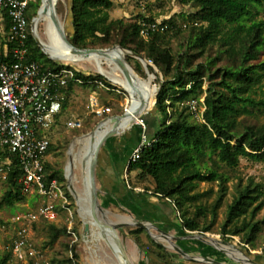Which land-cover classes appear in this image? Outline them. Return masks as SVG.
I'll return each mask as SVG.
<instances>
[{
    "label": "trees",
    "instance_id": "obj_1",
    "mask_svg": "<svg viewBox=\"0 0 264 264\" xmlns=\"http://www.w3.org/2000/svg\"><path fill=\"white\" fill-rule=\"evenodd\" d=\"M182 1L194 6L189 12L182 13L183 23L168 18L162 23L164 28L144 36L141 21H155L153 16L139 13L133 18L110 19L103 10L111 8L114 0H72L71 24L74 32L68 31L67 34L80 47L127 46L152 60L162 70L164 81L154 98L159 117L158 129L150 135L155 140L128 164V174L135 176V179L129 180V184L132 190L168 200L179 214L183 229L193 233L212 228L218 207L227 196L228 180L232 172H236L241 158L247 156L264 161V122L248 120L250 117L259 120L264 115V97H259L264 86V16L260 17L264 13V0ZM41 4L42 0L31 1L26 12L27 57L45 69H59L65 65H55L56 59L51 57L49 60L42 59L45 52L33 33V19ZM63 5L62 1L61 12H64ZM5 21L7 48L0 46V58L9 59L16 41L11 39L12 19L7 12ZM175 39L181 40L177 52L173 51L172 46ZM212 49H216L215 55L211 53ZM204 55V61L193 63L196 56ZM134 57L128 55L129 61L141 73L135 66ZM219 60L224 63L213 69ZM67 66L74 67L71 63H67ZM150 67L153 68L152 65ZM74 68L82 83L72 80L68 84L62 109L49 131L51 140L44 158L46 181L56 177L62 186V181L67 180L66 175L63 170L53 168L48 155L57 149L58 144L60 147L63 145L60 140L54 141V130L68 112L76 87L124 89L102 73ZM205 79L208 80L207 89L204 87ZM202 96H205L206 107L203 119L198 117L189 103L192 99L203 103L200 99ZM7 152L12 163L7 179H2L5 188L0 207L10 208L15 207L17 202L25 201L28 191L21 180L23 168L17 154ZM234 176L238 181L222 232L229 237L240 235L241 243L246 247L255 243L264 224L263 219L256 218L264 207V183L257 182L252 176L246 181L236 173ZM203 181L219 182L217 199L211 204L204 203V198L214 189L199 190V184ZM139 186L141 189H138ZM70 197L73 198L71 194ZM171 199L175 200V205ZM211 212V225L202 223V218H207ZM49 223V239L42 242L45 248L68 231L67 226ZM81 224L79 222L74 229L79 233L78 239L67 244L73 252L69 260L71 264H80L85 258L84 251L79 248ZM143 229L140 227L138 230ZM33 237L37 238L35 235ZM148 237L158 247V250L145 249L150 256L156 257L152 259H158L163 264H199L176 261L149 232ZM12 241L11 236L4 239L0 264H9L14 259L20 264H33L32 261L24 262L14 253ZM246 248L250 252V248Z\"/></svg>",
    "mask_w": 264,
    "mask_h": 264
},
{
    "label": "rangeland",
    "instance_id": "obj_2",
    "mask_svg": "<svg viewBox=\"0 0 264 264\" xmlns=\"http://www.w3.org/2000/svg\"><path fill=\"white\" fill-rule=\"evenodd\" d=\"M71 2L72 0L63 1L64 3L63 14L67 21L68 31L74 32L71 24L72 21ZM193 7L194 6L192 3H186L183 2L182 0H114V5L111 8L105 9L103 11L108 13L110 19L122 18V17L133 18L137 16V14L143 13L148 17L153 16L156 19L155 21L160 22L162 25L163 21L168 18H174L179 24L183 23L184 19L182 17L183 16L182 13L189 12L190 10L193 9ZM261 16H264V13H262L260 17ZM247 23L250 24V22ZM37 29L38 32L40 31V34L42 33L43 35L44 27L42 26L41 23L40 25L38 24ZM185 34L186 35L188 34L187 30L185 31ZM180 41L181 40H177V39L173 40L172 46L174 52H177L179 50ZM110 46H106V47H110ZM211 53L215 55L216 49H212ZM49 57L51 56L48 55L46 52L45 54H42L43 60H49ZM205 57L206 55L196 56L193 59V63L198 64L199 62L204 61ZM134 58H135L134 60L135 66L141 71V73L145 74L146 67L144 65V62L136 56ZM54 62L56 63L55 65L61 64L65 66H67V63H71V65L76 67L77 69H82L84 71H89V72L102 73L98 70L97 64L93 59L83 60V61H66L62 59H56V61ZM223 63L224 61L219 60L213 69H216L217 67L221 66ZM149 65L153 66V68L150 69L152 70V73L155 74L154 83L159 86L160 76H163V72L158 66L154 64L153 61H150ZM105 69L107 71L102 74H104L110 81H112L111 76H114V74L116 76L120 75V72L117 73L113 72L112 69L109 66H107V64L105 65ZM204 87L205 89H207L208 87L207 79H205ZM262 91L263 93L259 94V97H264V86L262 88ZM93 95L97 96L102 103L106 104L110 108L105 115L103 116L98 115L94 111L91 105V97ZM204 98L205 96H202L200 98L203 103H200V100H198V111H195V113L200 118L205 108ZM130 102H131V94L125 88L122 90L118 87L110 88L103 86L98 90H93L89 86L78 85L76 87L75 94L72 97L71 105L69 107L68 112L61 118L60 123L56 126V129L54 130V141L60 140L62 141L63 145L60 147V145L58 144L57 149L49 153L48 155V158L50 159L53 168L55 170L56 169L63 170L64 174L66 175L65 161L67 157V151L70 148L71 143L76 139V137L79 135H83L85 133H89L102 120L108 117H111L116 114L125 113L126 107L129 105ZM191 102L192 100L189 101V103ZM156 112L157 110L154 107V99H153L151 105L148 107L147 110H145L141 114L140 119L135 125H133V127L115 132L114 135L109 137L106 140V142L103 144L99 154L98 166L96 170V179H95L96 185L98 187L96 194L99 201H101L102 204L109 206L108 203L104 201L100 190L101 186L99 179V170H101L100 168L101 163L106 160L108 161V163L109 161L114 160L115 164L116 163H118V165L119 163L123 164L126 160L125 156L131 152L129 157L127 158L126 161L127 165L125 170L123 171L124 172L123 174L128 181L135 179L134 178L135 176L129 175L127 171L129 159L132 155L134 148L138 144L140 138L144 134L150 136L158 129L159 117L157 116ZM74 117H77V119L81 121V126L71 127L66 124L69 119H72ZM248 120L249 122H255V123L264 122V115H262L259 120L251 117ZM235 173L238 174L239 176L244 177L245 181L252 176L255 178L257 182L264 183V161H259L253 158H249L247 156H243L241 158L239 166L237 167L236 172H232L231 174L232 177L231 179L228 180L229 190L226 198L218 207V214L216 215V220L212 225V228L209 231H205V232L195 231L193 233L188 232V234L192 235L196 233L198 234L197 235L198 238L200 237L201 239H204L206 241L213 240L215 243H217V245L223 247L225 251L222 254L224 256V259L231 258V260L232 259L236 261L238 260L240 264H246L245 262H241L242 260L245 259L246 252L252 258L254 257L260 260L264 258V254L261 252L263 251V247H264V224L262 227V231L260 232L258 238L255 240V243L250 245V249H251L250 252H248L246 248V247L249 248V246L246 245L245 247L241 243L242 237L240 235L235 237H229L223 234L222 227L227 219V211H228L229 203L233 200L235 183L238 181V178L234 176ZM62 184H63L62 186L63 194L66 195L68 202L65 204V206H63L62 198L58 197L56 199L55 203L57 204L59 210V220L55 222L56 225H58L59 227L67 226L69 231L70 227H72V230H74L76 225L79 222H81L82 240L79 245V248L82 249L85 253L84 259L88 258L92 260L94 263H96L95 262L96 260L98 264H116L114 258H112V254L110 250L107 249L106 247L100 248L92 245L91 249L89 248V241L85 240L83 237L84 220L80 215L76 198L69 190L67 186V180L62 181ZM140 187L141 186H139L138 189H141ZM4 188H5V184L4 182H2V179L0 177V199L4 193ZM219 188L220 185L218 181L201 182L198 187L199 190L207 191L210 189H214L212 194H209L204 198V203L206 204L213 203L217 199ZM37 193H38L37 191L27 192V199L25 201L17 202L15 207H10V208L0 207V256L3 254V247H5L4 239H6V237L9 236V232H8L9 225L12 223L14 218L19 213H22L27 210L38 209L43 204L50 203L52 201L50 198L44 197L39 193L37 195ZM70 194L72 195L73 198L70 197ZM150 197L153 198L156 196H150ZM109 208L116 210V208L111 206H109ZM149 208L150 207L148 206V209ZM179 218H177L178 221L181 220V218L180 219ZM256 218L264 220V207L258 212ZM114 219L116 221H119L120 215H115ZM212 219H213V213L211 212L207 218H202V223H205L206 225H211L210 223L212 222ZM36 223L37 225L32 227L33 235H35L42 242L47 241L49 239V232H50L49 221H45L44 219H41ZM140 227L141 226L139 225L125 226L124 224H120L119 228L117 229L131 262L133 264H163L161 261H158V259H152L154 256H150L149 252H146L145 249L158 250V247L148 237L147 229L143 227L144 229L142 231H139L138 229ZM68 231L60 235V237L52 245L47 247L48 256L53 264H71L69 260L70 257L72 256L70 255V248L67 247V244L69 243L70 245L73 242H75L77 239L75 234H70L71 232L69 231L70 232L69 233ZM74 232L76 233V231ZM76 234L77 237H79V233ZM202 234H206V235L203 236ZM189 235L187 234L184 235L186 242L188 243V245L195 247L197 249L198 242H195L194 238L193 237L191 238ZM137 238L139 240H137ZM173 240L175 242H171V239L170 241L166 240V242L169 245H173V246H176V244L178 245L184 244L180 241V239L176 238V239H172V241ZM166 249L169 251L172 257L175 258L176 261L205 264L204 262H200L199 260L196 259L192 260L190 257H186L180 253L173 252L172 248H166ZM241 251L243 252V254ZM94 252H96V254H94ZM10 262L9 264H20L16 259Z\"/></svg>",
    "mask_w": 264,
    "mask_h": 264
},
{
    "label": "built area",
    "instance_id": "obj_3",
    "mask_svg": "<svg viewBox=\"0 0 264 264\" xmlns=\"http://www.w3.org/2000/svg\"><path fill=\"white\" fill-rule=\"evenodd\" d=\"M31 1L35 0H0V14L7 12L10 15L11 39L16 41L11 58H0V177L7 179L11 169L12 159L5 151L15 152L23 168L21 180L26 190L37 191L52 200L38 209L19 213L9 225L8 232L13 240L14 253L24 262L53 264L48 249L42 241L33 237L32 227L43 218L51 222L59 220V210L55 203L58 197L62 198L63 206L68 202L56 177L46 181L44 158L51 140L49 130L62 109L66 88L70 81L81 84L82 79L77 77L74 67L45 69L37 61L28 59L26 12ZM141 24L144 36L164 28L157 21L142 20ZM91 105L101 116L110 109L95 95L91 97ZM190 105L194 111H198V99H192ZM67 124L79 127L81 121L74 117ZM154 140L144 134L134 148L129 163L136 160L143 148L151 145ZM170 201L175 205V200ZM69 231L78 239L72 227ZM70 255L73 256L72 250ZM80 264L96 263L86 258Z\"/></svg>",
    "mask_w": 264,
    "mask_h": 264
},
{
    "label": "bare ground",
    "instance_id": "obj_4",
    "mask_svg": "<svg viewBox=\"0 0 264 264\" xmlns=\"http://www.w3.org/2000/svg\"><path fill=\"white\" fill-rule=\"evenodd\" d=\"M62 1L65 0H52V4H50L48 0H42L41 6L43 13L38 21V24L40 25L41 23L44 27L43 35L42 33L40 34V31L38 34L45 44L46 50L56 58L71 57L74 55L70 46L62 39V35L58 29V22L54 17V13H56L58 21L64 25L66 32H68L67 21L63 12L59 10ZM122 54H127V51L123 48H118L98 56L93 60L96 62L98 70L102 73L107 71L105 69L106 64L113 72H120L119 76L114 74V76H111V79L114 83L123 86L131 94V102L126 107L125 112L127 113V117L118 118L115 121L109 119L95 135L77 137L67 151L65 170L70 175L72 183L71 192L76 198L80 215L84 222H88L91 225V238L88 240L89 248L91 249L92 245L100 248L106 247L110 250L116 264H120L108 243L110 242L112 246L122 253L125 260L128 259L129 262L133 264L117 229L120 224H142L141 221L128 219L124 216H120V220L116 221L114 219L115 216L111 214L108 220L107 217L97 210L95 207L96 203L91 200L92 196H94V198L96 197L97 190L94 172H91V165L95 150L101 138L112 129V127H114L116 132L133 127L140 119L141 114L151 105L159 88V86L154 83L155 74L152 73L149 63L144 61L146 67L145 74L139 73L136 69V72H132L126 66ZM144 95L148 98L147 104L140 113H136ZM158 237L165 242L168 240L167 237H164L162 234H158ZM175 247L178 251L190 257L193 256L185 244ZM94 254H96V252H94ZM95 262L98 264L96 260Z\"/></svg>",
    "mask_w": 264,
    "mask_h": 264
},
{
    "label": "water",
    "instance_id": "obj_5",
    "mask_svg": "<svg viewBox=\"0 0 264 264\" xmlns=\"http://www.w3.org/2000/svg\"><path fill=\"white\" fill-rule=\"evenodd\" d=\"M44 1V0H43ZM50 4H52V0H48ZM42 6L39 9L37 15L34 17L33 19V33L35 38L37 39V41L39 42V44L41 45L42 49L48 54L50 55L52 58L54 59H62V60H66V61H83V60H90V59H94L98 56L104 55L114 49H118V48H123L127 51V54H122V58L126 64V66L128 67V69L132 72H136L134 66L132 65V63L129 61L128 59V54H132L133 56L138 57L140 60H142L143 62L145 61L146 63H150V61L147 57H145L143 54L138 53L136 51H134L133 49L121 45V44H115L113 46L110 47H80L75 45L68 37V34L65 30L64 25H62L59 21H58V17L56 15V13H54V17L56 19V21L58 22V29L62 35V39L70 46V48L72 49L73 52V56L71 57H64V58H56L54 56L51 55V53H49L46 48H45V44L43 43V41L41 40V37L38 34V21L39 18L42 15ZM164 78L163 76H160V84H159V88L157 91V94L159 93V91L161 90L162 84H163ZM148 98L144 95L142 97L141 100V104L138 107L136 113H140L145 105L147 104ZM126 112V111H125ZM127 117V113H123V114H116L113 115L111 117H108L104 120H102L92 131H90L87 134H83V135H79L77 137H84L86 135H95L98 131H100V129L106 124V122L109 119H112L113 121H115L118 118H126ZM116 132V130L114 129V127H112V129H110L100 140L99 145L97 146L95 153H94V157L92 160V165H91V172H94V180L96 179V170H97V166H98V160H99V154H100V150L103 146V144L106 142V140L111 137L112 135H114V133ZM76 137V138H77ZM73 143V142H72ZM71 143V145H72ZM70 145V147H71ZM66 177H67V186L69 188V190L71 191V179H70V175L66 172ZM87 180V179H86ZM88 181V180H87ZM97 187V185H96ZM98 188V187H97ZM97 192V190H96ZM91 200L94 201L96 203V208L98 211H100L105 217H107V219H110V214L111 215H120V216H124L127 217L128 219H134V220H140L142 224H138L141 227H144L145 229H147V231L151 234V236L161 245H163L166 248H172L173 252H177L180 253L186 257H190L189 255H186L185 253H182L180 251H178L176 249L175 246L173 245H169L167 242L161 240L158 237V234H162L164 235V237H168V238H173L175 235L165 232L161 229L160 226L157 225V223L155 221H153L152 219H150L149 217H146L140 213H120L118 211H116L115 209H111L109 208V206L102 204L101 201H99L97 194L96 197L94 198V196L91 197ZM119 228V227H118ZM83 237L85 240H89L91 238V225L88 222H84L83 225ZM198 234H192L191 236H195L197 238ZM203 236L206 234H202ZM178 239H180V241L182 243H184L188 248V250L192 253L191 255H193L192 257H190L192 260H199L200 262H204L206 264H240L236 261H233L231 259H225V260H218L216 258H212L209 255L203 253L202 251L196 249L195 247H192L190 245H188V243L186 242L184 236H178ZM112 251L115 253L117 260L120 264H126L129 263L128 259H124V256L122 255V253L120 251H118V249H116L114 246H112L110 244V242H108ZM121 253V254H120ZM247 258L244 260L245 263H251V264H264L263 262H261L259 259L256 258H252L249 256V254H246Z\"/></svg>",
    "mask_w": 264,
    "mask_h": 264
},
{
    "label": "crops",
    "instance_id": "obj_6",
    "mask_svg": "<svg viewBox=\"0 0 264 264\" xmlns=\"http://www.w3.org/2000/svg\"><path fill=\"white\" fill-rule=\"evenodd\" d=\"M5 18H6V13H1L0 14V46L4 45L5 48H7L8 32L6 30ZM130 153L125 156L126 160L123 164L121 163H119V165L118 163L115 164L114 160L109 161V163L107 160L101 163L100 165L101 170H99V179L101 186L100 190L104 201H106L109 206L116 208V211L118 212L140 213L146 217H149L150 219L155 221L163 231L175 235L173 238H171V242H175L174 240L172 241V239H176L178 236H184L186 234L189 235L188 231H185L183 229L181 220L178 221L177 219L179 218L178 213L176 212L175 208L168 200H161L158 197L152 198L150 196L143 194L140 191L131 189L129 181L124 177L123 174L124 173L123 171L125 170L127 165L126 161ZM148 206L150 207L149 209ZM124 225L138 226V224H124ZM189 236L192 238L191 235ZM193 238L195 242H198L197 245L198 250L202 251L203 253L209 255L212 258H216L218 260H225L224 256L222 255L223 252H225L222 246L217 245V243H215L213 240L206 241L204 239H201L200 237L196 238L195 236H193ZM167 239L168 241H170V238L167 237ZM177 245L178 244H176V246ZM246 254L248 253L246 252ZM246 258L247 256L245 257V259ZM244 260H242L241 262H245ZM260 261L264 263V258L261 259ZM236 262L240 263L238 260ZM246 264H251V263H246Z\"/></svg>",
    "mask_w": 264,
    "mask_h": 264
}]
</instances>
